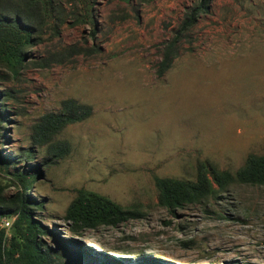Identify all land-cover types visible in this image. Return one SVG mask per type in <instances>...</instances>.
Here are the masks:
<instances>
[{"label": "rangeland", "instance_id": "374dc122", "mask_svg": "<svg viewBox=\"0 0 264 264\" xmlns=\"http://www.w3.org/2000/svg\"><path fill=\"white\" fill-rule=\"evenodd\" d=\"M54 1L62 20L56 33L23 47L15 77L0 67L8 76L0 88L10 94L0 153L33 150L39 172L25 193L35 217L65 239L46 243L72 251L63 215L81 189L138 213L84 230L77 239L94 252L131 262L147 254L172 264H264V185L234 180L216 199L171 214L158 204L153 180H194L197 169L209 179L211 168L234 175L247 156L264 154V0H203L159 77L163 42L200 0H91L92 24L80 21L78 0ZM67 46L84 51L45 63ZM64 99L89 106L90 116L32 145V124ZM59 141L66 152L42 163ZM12 161L0 170L3 199L18 189ZM12 219L0 216L6 235Z\"/></svg>", "mask_w": 264, "mask_h": 264}, {"label": "trees", "instance_id": "16d2710c", "mask_svg": "<svg viewBox=\"0 0 264 264\" xmlns=\"http://www.w3.org/2000/svg\"><path fill=\"white\" fill-rule=\"evenodd\" d=\"M81 5L80 21L93 23L90 11L91 0H78ZM54 0H0V67H5L10 76L15 77L17 67L25 62L23 47L32 45L41 39L46 31L56 33V27L62 20L54 16ZM203 7V0L196 3L181 20L169 39L163 42L161 57L156 64L155 74L161 76L177 55L178 41L184 32L194 23L195 15ZM84 51L82 48L67 46L62 51L50 53L45 60L60 63L71 54ZM8 76L0 73V81H6ZM10 97L6 88H0V122H3V102ZM91 114L87 105L78 104L73 99H64L59 103L57 112L42 114L31 126L29 139L32 145L41 146L52 139L63 127L80 122ZM1 137V136H0ZM1 143V140H0ZM50 160L54 162L66 152L64 142L51 143L48 146ZM33 150L26 148L16 156L0 153V170L11 160L15 170L10 172V179L18 189L7 198L0 196V216L11 215L10 234H5V228L0 226V264H172L158 260L150 255L137 254L131 260L112 257L102 252H94L84 246L77 239L86 229L98 226H115L128 219L136 218L138 213L131 209H124L104 197L92 192L76 189L73 198L64 211L66 230L70 233L68 243L63 246L64 252L53 248L46 243L48 236L58 242L64 237L53 231L35 217V200L25 193L32 178L39 172L40 164H30ZM22 166H15V163ZM209 179L204 170L195 173L194 180H183L169 177H154V186L157 189L158 204L171 214L174 209L181 208L189 203H201L208 198L216 199L219 193L226 190V186L234 180L247 184L264 185V154L249 155L243 165L232 175L228 171H215L211 168ZM215 184V187L212 184ZM66 245V246H65ZM61 246V247H62ZM60 247V248H61ZM227 264H238L230 261ZM247 264V263H246Z\"/></svg>", "mask_w": 264, "mask_h": 264}]
</instances>
